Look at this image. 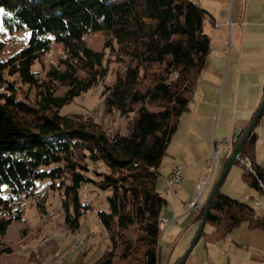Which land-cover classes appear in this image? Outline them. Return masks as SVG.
Wrapping results in <instances>:
<instances>
[{"label":"trees","instance_id":"obj_1","mask_svg":"<svg viewBox=\"0 0 264 264\" xmlns=\"http://www.w3.org/2000/svg\"><path fill=\"white\" fill-rule=\"evenodd\" d=\"M0 8V26L27 36L18 51L4 58L0 33V238L20 218L14 202L34 197L43 179H51L52 187L55 180L65 186V221L77 227L78 216L89 207V201L79 199V189L90 182L110 191L108 210L98 212L102 233H108L107 248L90 264H115L116 257L119 264H157L159 219L166 205L156 189L158 167L207 59L206 11L188 0H0ZM93 33L104 37L102 50L88 46L85 37ZM52 43L62 46L63 55L40 77L33 64ZM112 61L120 67L101 96L105 112L117 110L130 118L126 134H109L88 117L60 113L106 80ZM4 73L33 89V101L18 98ZM248 142L236 162L246 159ZM97 161L107 171H98ZM245 176L263 190L264 170L251 165ZM222 221L225 231L242 221L264 228V217L255 218L248 203L219 188L206 223ZM4 252L10 249L0 241Z\"/></svg>","mask_w":264,"mask_h":264},{"label":"crops","instance_id":"obj_2","mask_svg":"<svg viewBox=\"0 0 264 264\" xmlns=\"http://www.w3.org/2000/svg\"><path fill=\"white\" fill-rule=\"evenodd\" d=\"M197 4L207 13L204 32L209 37V51L196 77L188 109L179 116L158 167L159 188L166 196L157 189L158 183L156 189L166 199L161 216L167 224L158 244L157 264H176L183 255L201 217L200 212L187 211L186 203L194 194L208 158L215 153L202 205L232 152L235 129L244 130L249 125L264 95V0H198ZM216 22L221 25L216 27ZM223 139H228L225 149ZM248 139L246 159L230 167L220 189L248 203L254 217L262 218L264 190L250 185L244 162L264 170V109ZM175 165L181 179L165 190ZM224 227V221L205 223L183 264H264V228L249 221L228 231Z\"/></svg>","mask_w":264,"mask_h":264},{"label":"rangeland","instance_id":"obj_3","mask_svg":"<svg viewBox=\"0 0 264 264\" xmlns=\"http://www.w3.org/2000/svg\"><path fill=\"white\" fill-rule=\"evenodd\" d=\"M0 33L6 44L2 54L4 58L18 51L27 39L21 30L8 33L0 26ZM85 40L89 47L95 50L103 49L104 37L100 33L89 34ZM62 55V46L52 43L49 51L42 55L32 68L40 72L38 75L42 77L51 66L57 65ZM109 66L111 71L106 80L65 104L60 113L88 117L89 120L103 125L109 134L116 132L126 134L130 118L125 119L117 110L105 112L104 109L101 96L103 85L114 80V70L120 67L113 61ZM3 76L5 80L13 83L18 98L33 101L35 93L33 89L30 90L20 83L16 76L10 77L6 73ZM57 88L59 94L65 90L64 87ZM96 166L98 171H107L102 161H97ZM89 167V170L95 169L92 163ZM90 175L94 176L91 172ZM51 183V179L37 181L34 197H23L20 202H14L20 209V218L12 221L0 238L1 244L10 249L8 253L0 254V264H90L107 248L108 233L106 230L103 233L100 231L98 212L108 210L107 197L110 191L98 188L90 182H83L79 189V199L81 202H87L88 199L89 207L78 216V226L71 228L69 222L65 221L62 208L65 186H59V180H55L54 187ZM159 186L160 180L157 189L166 196ZM6 191L4 187L3 195H6ZM38 204L43 205L42 209ZM69 207L70 212L74 214L72 204ZM114 262L121 263L117 257Z\"/></svg>","mask_w":264,"mask_h":264},{"label":"water","instance_id":"obj_4","mask_svg":"<svg viewBox=\"0 0 264 264\" xmlns=\"http://www.w3.org/2000/svg\"><path fill=\"white\" fill-rule=\"evenodd\" d=\"M263 109H264V95H263V98H262L254 116L252 117L249 125L244 130L242 128L235 129V131L232 135V140L234 143L232 152L230 153V155L227 159V162L225 163V165L222 168L221 172L219 173L218 177L216 178L213 185L211 186V189L208 193L206 201L203 205V211H202V214L200 217L198 228H197L192 240L188 244L186 250L184 251L183 255L179 258V260L177 261L176 264H183L186 257L188 256V254L192 250L194 244L196 243V241L200 237L202 230H203V227L206 223V218H207L208 212L210 210L212 199H213L216 191L220 188V186H221L226 174L228 173L230 167L239 159L242 146L244 145L245 141L247 140V138L251 134L253 128L255 127V124H256L261 112L263 111Z\"/></svg>","mask_w":264,"mask_h":264},{"label":"built area","instance_id":"obj_5","mask_svg":"<svg viewBox=\"0 0 264 264\" xmlns=\"http://www.w3.org/2000/svg\"><path fill=\"white\" fill-rule=\"evenodd\" d=\"M220 25L221 24L218 22V27ZM226 25H229L228 21L226 22ZM227 143H228V139L222 140L221 145H222L223 149L226 148ZM207 161H208V163L202 170V174H201V177H200L198 184L195 187L194 194L189 198V200L186 203V210L187 211L199 213L202 209L203 205L201 203V198H202V195L205 191V188L207 186V183L211 177V174H212V171L214 168V162H215V153L214 152H212L211 156L208 158ZM244 164H245L246 168L251 171V167H250L248 161H245ZM180 179H181L180 169L178 166L175 165L172 167L170 174L168 175V177L166 179L164 189L169 190L173 185L179 183ZM263 190H264V187H263ZM166 224H167L166 219L163 216H161L160 228H159V237H158L159 243L161 240L162 233L166 227Z\"/></svg>","mask_w":264,"mask_h":264},{"label":"bare ground","instance_id":"obj_6","mask_svg":"<svg viewBox=\"0 0 264 264\" xmlns=\"http://www.w3.org/2000/svg\"><path fill=\"white\" fill-rule=\"evenodd\" d=\"M188 1H190V2H193L194 4H197V2H198V0H188ZM215 26L216 27H218V22H216L215 23ZM87 198L85 197V200H86ZM87 201H88V199H87ZM86 202V201H85ZM159 228H160V219H159ZM101 232H102V230H100Z\"/></svg>","mask_w":264,"mask_h":264},{"label":"snow or ice","instance_id":"obj_7","mask_svg":"<svg viewBox=\"0 0 264 264\" xmlns=\"http://www.w3.org/2000/svg\"><path fill=\"white\" fill-rule=\"evenodd\" d=\"M4 11V9L3 8H0V12H3Z\"/></svg>","mask_w":264,"mask_h":264}]
</instances>
